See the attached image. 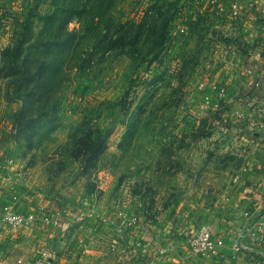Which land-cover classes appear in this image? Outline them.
<instances>
[{
  "label": "rangeland",
  "instance_id": "1",
  "mask_svg": "<svg viewBox=\"0 0 264 264\" xmlns=\"http://www.w3.org/2000/svg\"><path fill=\"white\" fill-rule=\"evenodd\" d=\"M97 5L0 0V264H264L250 233L233 246L260 221L264 0ZM151 17L169 29L147 61H98L100 31Z\"/></svg>",
  "mask_w": 264,
  "mask_h": 264
},
{
  "label": "trees",
  "instance_id": "2",
  "mask_svg": "<svg viewBox=\"0 0 264 264\" xmlns=\"http://www.w3.org/2000/svg\"><path fill=\"white\" fill-rule=\"evenodd\" d=\"M97 1H98V5L96 8L98 11H100L101 9H105L106 7H107V9H105V10L107 12L110 11L111 3L113 0H97ZM166 15H167V13L165 15H161V16H166ZM103 16L104 15H100L99 23L102 22ZM154 17H157V15H154ZM116 23H117V25L113 28L114 33H108L107 32V33L103 34V33H101L102 31H100L97 34V39H96V44H95V55H98V57H97L98 61L105 60L106 58H108L110 56V52L113 49L118 48L120 52L129 50L128 53L132 54L133 57L138 60L139 65H141L145 61L148 60V57L150 55H152L153 53H156L157 50L163 46V44L166 41L165 34L167 35L168 29H169L168 28L169 27V20L166 17H164V19L163 18L162 19L161 18L154 19L153 17H151L150 23L148 25L143 23V22L142 23L140 22L136 26V29H137L136 31L133 28L134 27L133 25H135V24L131 25L130 23H121V22H116ZM112 27H113V25L111 23V28ZM144 27H146L145 30L152 32V36L157 35L156 33L160 31V34H159L160 36H156L154 38L147 39V41L144 40L145 45H148L146 51H143L140 47V45H142V44H139L141 41V37H142L141 31L143 30ZM65 34H66V36L71 37V34H69L68 32H66ZM82 40H83V38H82ZM142 43H143V41H142ZM56 46H57V50H59V51L61 50L62 46L64 48H67V45H65V43H59L60 47H58V44ZM78 46H80V44H78ZM62 50H64V49H62ZM66 60H67V58L63 59L62 61H59L58 63H60V64L65 63ZM43 65H45V63H39L37 65L36 70H38L39 67L43 66Z\"/></svg>",
  "mask_w": 264,
  "mask_h": 264
},
{
  "label": "built area",
  "instance_id": "3",
  "mask_svg": "<svg viewBox=\"0 0 264 264\" xmlns=\"http://www.w3.org/2000/svg\"><path fill=\"white\" fill-rule=\"evenodd\" d=\"M260 128H264V123L260 125ZM4 221L10 226H20L27 221L31 220L30 218L27 220L25 216L17 215L11 212H6L3 217ZM48 221L47 218H45ZM245 233H250L255 239V241L259 240L260 242H264V219L257 221L254 224H250L246 227L245 232L240 234L233 243V246L238 249L241 247V240ZM190 246L195 252H210L217 245L207 228H202L200 232L193 236L190 240Z\"/></svg>",
  "mask_w": 264,
  "mask_h": 264
},
{
  "label": "crops",
  "instance_id": "4",
  "mask_svg": "<svg viewBox=\"0 0 264 264\" xmlns=\"http://www.w3.org/2000/svg\"><path fill=\"white\" fill-rule=\"evenodd\" d=\"M264 72V71H263ZM258 77H260V76H262L261 78L262 79H264V73L263 74H261L260 76L259 75H257ZM258 87V92H259V96H261L262 98H264V83H263V86H260L259 87V85L257 86ZM258 106H264V99H260L259 100V103H258ZM262 121H264V119H262V120H258V122L257 123H260V122H262ZM254 137L256 138V140H257V143H258V140L259 141H264V129H262V130H259L258 132H256V133H254ZM251 178H253V179H250V180H256V182L257 181H260L261 183H262V186H260L258 189H257V191H261V193L260 194H262V197L261 198H257L256 200L255 199H253L254 198V196L256 195V194H254V193H251L253 196H252V204H253V210L251 211V212H254V214L255 215H257L258 217H259V219L260 220H263L264 219V196H263V194H264V176H261V179H258L257 177H258V175H255V177L257 178V179H254L255 177L253 176V175H251L250 176ZM259 182V183H260ZM250 195V194H249ZM237 199H239V200H243V203H245V197H244V195L242 194V195H240V197L239 198H237ZM248 200V199H247ZM249 202V201H248ZM250 202H251V200H250ZM238 211H236V215H235V217L237 216V218L239 217V215H240V212L239 213H237ZM238 223V222H237ZM257 242V246L258 247H260V246H262V245H264V242L262 241V242H260L259 240H257L256 241Z\"/></svg>",
  "mask_w": 264,
  "mask_h": 264
}]
</instances>
